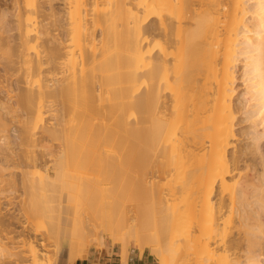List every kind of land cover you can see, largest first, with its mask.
<instances>
[{
	"label": "bare ground",
	"instance_id": "6f19581e",
	"mask_svg": "<svg viewBox=\"0 0 264 264\" xmlns=\"http://www.w3.org/2000/svg\"><path fill=\"white\" fill-rule=\"evenodd\" d=\"M0 65L19 90L16 105L0 101L1 192L17 182L13 165L18 188L46 205L64 190L99 189L108 206L128 198L100 231L83 230L121 243L124 260L132 238L160 264H264V0H0ZM12 122L23 154L9 164ZM43 141L62 142L55 174L39 168ZM64 161L97 175L67 173ZM107 162L117 172H103ZM6 202L0 259L23 251L10 245L18 236L43 264L48 244L17 231ZM50 227L46 243L58 238Z\"/></svg>",
	"mask_w": 264,
	"mask_h": 264
},
{
	"label": "rangeland",
	"instance_id": "374dc122",
	"mask_svg": "<svg viewBox=\"0 0 264 264\" xmlns=\"http://www.w3.org/2000/svg\"><path fill=\"white\" fill-rule=\"evenodd\" d=\"M47 4L45 7H47L48 9ZM53 6L55 7L57 11L62 12L63 5L61 3L54 2ZM155 25H156V21H155ZM153 31L152 32L154 33V38L157 40L160 37L159 36L160 32L158 29L153 30ZM3 69H4L3 65H0V101L4 100V101H7L9 104L16 105V102L18 101V92H19V90L16 89V86L18 87V84L15 83L16 81L13 82V80L7 81V79L5 78H7L9 74L4 76L5 71ZM12 79L15 80V78L13 77ZM240 81L238 85H240L239 90L242 91L243 89H245V85H243L245 83L242 79H240ZM14 88L16 89V91H11V90H14ZM51 103L55 107L58 108L62 105V103H68V102L62 101V99H56V100H53ZM54 114L50 115L47 118L46 123L49 124L50 126L56 122V118H55L56 116H54ZM18 118L16 117L14 119L17 120ZM9 119H10V116H9ZM73 119H74V115L72 112H69L65 117V120L69 123V125L73 123ZM17 125L18 124L16 122H12L10 125L12 129L9 135L10 136L9 141H10V145H12V147H14V149L16 150L15 152L17 155L14 158L16 161L11 160L9 164H13L14 162H19L20 155L23 154L20 148L16 146V144L19 143L18 142L19 136L17 135L19 134V128ZM244 126H246V124L241 123L239 124L237 128L240 130L244 128ZM2 146L6 147V145H2ZM2 146L0 145V148H3ZM106 147L110 149V147L108 146ZM42 148L45 150V153H44L45 155L40 160L41 162L39 164V168L41 167L43 170L48 169L51 173L55 174V171H56L55 162L57 161V157H58L59 152L61 151V148H63L62 142L43 141ZM111 162L109 164H111ZM105 163L106 162H104V164ZM115 163H113L112 165L114 167V170L116 167ZM109 164L107 162V164L105 165L107 168L104 170L100 168L98 174H102L101 170L103 172L105 171L106 173L109 170L113 171L112 169H108V168H112V166L111 167L108 166ZM102 165L103 164L101 163L100 166L99 165L98 166L101 167ZM12 167L13 165H11L10 169L5 172L7 176L6 178H8L9 180H14V181L17 180V182L16 184H14V182L8 183L4 187L7 191L5 193L3 191L2 192L0 191V197L2 198L5 197V199L7 200L6 204L8 205L7 208L11 212L14 211L16 213H19L17 215L21 221L18 224L19 229H17V231H21L23 229V231L25 230L26 234L27 233L36 234L37 237L35 238H37L39 242L44 239L47 242V238H44L43 235L45 234V236H47L46 234L48 233L51 234V230L49 229L51 228L50 223H52L54 230L58 234L57 241L54 240L49 243H46L44 241L45 244H48V247L45 245V248H43L47 251L48 259L43 261V264H61V262H64V264H69L70 263L69 259H70V255L72 251L75 254V256L72 257V259L77 260L78 258L84 256L82 253L80 254L78 253L79 252L78 249L79 250L84 249L85 255L92 249L107 248V247L115 246V245L119 246L122 250V244L117 243L116 241H114V239H110L107 235L102 236L103 239H101V241H103V244L100 241V237H98L94 233L91 234V236H88V240H87L86 239L87 237L84 236L83 234V230L85 231L86 227L88 226V228L90 229H93L95 231H100L103 228V225H104L103 222L104 221L105 223L107 222V220L105 219L108 218V216L111 215V213H115L117 210L131 208L132 203L128 198L118 199L117 197H114V198L112 197L113 203L110 206H108L106 205L107 203L105 204V201L107 202V198H108L107 195H105L106 193L105 194L103 193L106 197L105 199L104 195L99 191V189L96 191H92L90 193H75L71 195L68 190H64L61 193L62 195L61 197L55 198V201L53 203L46 205V203H43L42 198L39 194H31L28 192L25 193L23 188H18V179L20 175V170L13 169ZM91 167H92L91 165H89L87 168L81 167V166H73L72 164L67 163V161H64V164H63V169L67 173H70V174L78 173L80 175L84 174V176H89L93 178V175L95 177L97 174L96 175L94 174V171L92 170ZM98 168L97 169L94 168V169L98 172ZM116 169H118V167ZM115 171L117 172V170ZM127 171H128V168H127ZM112 183L113 184L110 183L108 187L111 186L112 187L111 189H114L116 185L114 184V182ZM32 207L33 209H36L39 212L35 219H28L25 216V213L33 210ZM10 213L9 215L12 214ZM47 230H49L50 232H48ZM94 235H96L97 237H93ZM11 236H14V234H12ZM21 238L23 237L15 236L11 240V242L13 243L11 244L10 242V245L15 247L16 250L23 249V251L19 253L17 257L16 256L9 257L7 255L3 256L0 259V264H31L29 257H27L28 249H29V243H28L29 241L28 239H25V241H23L25 243H22ZM127 241L129 244V251L137 250V251L142 252L140 247L134 241V239L128 238ZM148 246L154 247L156 246V243L151 240L148 242ZM143 252L147 254L148 258L150 259L152 263L160 264V260L151 252V249L145 248ZM20 255H22L21 258H19ZM23 256H25V258ZM13 258H15L16 260H14ZM75 262L76 261H73L72 264H75Z\"/></svg>",
	"mask_w": 264,
	"mask_h": 264
},
{
	"label": "crops",
	"instance_id": "0c3cea01",
	"mask_svg": "<svg viewBox=\"0 0 264 264\" xmlns=\"http://www.w3.org/2000/svg\"><path fill=\"white\" fill-rule=\"evenodd\" d=\"M107 248L92 249L85 256L78 258L75 264H154L145 252L129 251L127 259L124 260L119 246Z\"/></svg>",
	"mask_w": 264,
	"mask_h": 264
}]
</instances>
